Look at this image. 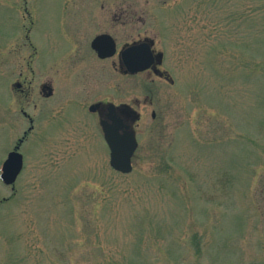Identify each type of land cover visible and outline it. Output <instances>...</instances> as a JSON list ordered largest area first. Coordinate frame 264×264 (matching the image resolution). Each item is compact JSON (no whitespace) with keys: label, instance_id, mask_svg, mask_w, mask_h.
<instances>
[{"label":"rangeland","instance_id":"374dc122","mask_svg":"<svg viewBox=\"0 0 264 264\" xmlns=\"http://www.w3.org/2000/svg\"><path fill=\"white\" fill-rule=\"evenodd\" d=\"M145 37L167 79L118 70ZM99 101L140 113L128 174ZM19 141L0 264H264V0H0V170Z\"/></svg>","mask_w":264,"mask_h":264},{"label":"water","instance_id":"95a60500","mask_svg":"<svg viewBox=\"0 0 264 264\" xmlns=\"http://www.w3.org/2000/svg\"><path fill=\"white\" fill-rule=\"evenodd\" d=\"M152 40L126 45L118 52L119 60L124 67L123 72L135 74L145 71L155 60L161 63L162 53L152 56L150 46ZM90 47L100 59L111 57L116 52L115 42L109 34L96 35L90 43ZM156 72V71H155ZM50 94V91L47 95ZM97 105V104H96ZM89 106L88 110L95 111V106ZM115 106L108 104V110ZM111 112V111H110ZM110 122H99L103 134V140L109 150V166L116 172L128 174L132 170L131 158L137 147L134 131L124 124L118 117H110ZM20 143V141H19ZM22 155L18 152V145L10 151L1 165L0 180L6 186L14 184L22 169Z\"/></svg>","mask_w":264,"mask_h":264},{"label":"flooded vegetation","instance_id":"af4514ba","mask_svg":"<svg viewBox=\"0 0 264 264\" xmlns=\"http://www.w3.org/2000/svg\"><path fill=\"white\" fill-rule=\"evenodd\" d=\"M147 39H148V41L151 40V39L146 38V37L143 38V39H139V40H133L130 43H125L123 46H121V48L126 46V45H131L133 43L143 42L144 40H147ZM115 46H116V44H115ZM119 50L117 51V65H118V70L123 75H135V74H138V73L147 72L148 74L151 73V74L155 75L156 77H158L160 79L161 78H164V79L168 78L166 71L161 69V65H162V62H163V53L162 52H161L162 53V59H161V63L160 64H157L156 61L154 60L152 62V64L150 65V67L148 69H146L145 71L138 72V73H135V74H128V73H124L123 72L124 67L122 66V64H121V62L119 60V56H118ZM150 50H151L152 56H155L157 53L160 52V51H158V50H156L154 48V43L153 42H152V44L150 46ZM92 51L94 52V50H92ZM94 54L96 55L95 52H94ZM96 57H97V55H96ZM108 58H110V57H108ZM104 59H107V58H104ZM14 87L16 88L17 93H19L22 96L28 94V92H29V90L25 91L24 84H22V82H15L14 83ZM40 90H41V93L44 95V97H46V98L51 97L52 88H51V86L48 83H42L41 86H40ZM49 91H50V94L47 95V93ZM93 104L94 105L97 104V105L95 106V111H93L91 113L96 114V116L98 118V126H99L100 131H101V127H100L99 122L101 120L110 122L109 121L110 117H118L119 119H121L122 122H124V124L128 125L129 129H132L134 131V134H135L134 126L140 119V113H138L136 110H134L129 104H125V103L113 104V103H111V104H113L115 106L111 110H108V104H110V102L99 101V102H95ZM136 105L138 106L139 104L137 103ZM23 115L25 116L24 112H23ZM151 118L152 119L155 118V112H153V111L151 112ZM29 121L31 122L32 119L29 118Z\"/></svg>","mask_w":264,"mask_h":264}]
</instances>
